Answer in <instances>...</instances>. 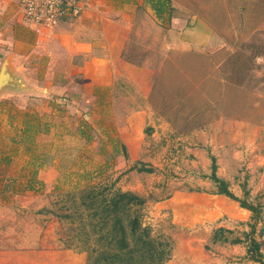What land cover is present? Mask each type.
<instances>
[{"label":"rangeland","instance_id":"rangeland-1","mask_svg":"<svg viewBox=\"0 0 264 264\" xmlns=\"http://www.w3.org/2000/svg\"><path fill=\"white\" fill-rule=\"evenodd\" d=\"M168 6L163 24L142 12L122 28L121 57L133 66L117 62L115 76L63 52L59 24L7 48L21 83L0 102V264H86L73 191L85 172L144 199L142 224L169 247L164 264H258L250 238L264 255V0ZM190 26L209 44L171 48ZM31 116L49 127L26 144L20 129ZM81 122L90 142L77 135ZM34 158L41 184L28 190ZM212 158L231 192L260 210L254 228L250 211L215 193ZM220 227L232 231L226 240L213 236Z\"/></svg>","mask_w":264,"mask_h":264},{"label":"trees","instance_id":"trees-1","mask_svg":"<svg viewBox=\"0 0 264 264\" xmlns=\"http://www.w3.org/2000/svg\"><path fill=\"white\" fill-rule=\"evenodd\" d=\"M147 4L160 17L168 13V0H145ZM27 116V115H26ZM40 121L35 116L25 118L20 129L21 141L33 144L34 136L40 131L47 132L48 124L40 128ZM90 126L81 122L77 127V135L90 142L92 137L87 133ZM27 141V142H25ZM29 141V142H28ZM29 150L28 146L26 148ZM34 158V169L27 180L25 189H34V184H41L35 177L37 169L43 165L42 161ZM5 163L9 157L3 158ZM211 180L217 185L215 193L223 194L232 200L238 201L240 206L252 213L254 223L260 218V210L249 204L245 199L236 197L228 188V182L216 175V166L212 158ZM73 186V191H78L79 219L78 233L82 235L81 245L87 253L86 264H164L169 257L168 244L151 235L150 228L141 222L140 208L144 199L132 191L111 189L104 184L91 182V176L85 172ZM246 193V192H245ZM72 217L73 214H66ZM231 230L217 228L213 236L215 240L224 239L223 233ZM232 242H240L235 238ZM260 243L254 238L249 239L247 253L249 258L258 264H264V255L260 251Z\"/></svg>","mask_w":264,"mask_h":264},{"label":"crops","instance_id":"crops-1","mask_svg":"<svg viewBox=\"0 0 264 264\" xmlns=\"http://www.w3.org/2000/svg\"><path fill=\"white\" fill-rule=\"evenodd\" d=\"M17 2L18 0H0V67L3 60L10 56L6 54L9 45L23 44L22 42L34 33L20 22ZM80 7L78 18L72 22L63 19L55 29L56 32H52L60 39L63 52L84 57V61L94 62L95 66L104 70L110 77L115 76L114 67L117 62L122 63L126 69L133 66L121 57L126 47L125 38L119 34L123 31L122 28L130 27L142 12L154 24H163L168 19L165 13L158 17L145 0H82ZM170 22L171 25L180 26L182 21L172 17ZM77 28L75 34L74 30ZM180 29L176 32L177 40L171 48L206 46L212 39L208 32L194 26ZM68 37L72 38L70 44L66 43ZM10 64L12 66V59ZM11 92L8 89L1 90L0 102L9 98Z\"/></svg>","mask_w":264,"mask_h":264},{"label":"built area","instance_id":"built-area-1","mask_svg":"<svg viewBox=\"0 0 264 264\" xmlns=\"http://www.w3.org/2000/svg\"><path fill=\"white\" fill-rule=\"evenodd\" d=\"M21 22L27 28L39 31L41 27H55L63 19L76 16L80 0H21Z\"/></svg>","mask_w":264,"mask_h":264},{"label":"water","instance_id":"water-1","mask_svg":"<svg viewBox=\"0 0 264 264\" xmlns=\"http://www.w3.org/2000/svg\"><path fill=\"white\" fill-rule=\"evenodd\" d=\"M11 58L7 57L3 60L0 67V91L4 89L15 90L17 85L21 83V79L13 72L10 64Z\"/></svg>","mask_w":264,"mask_h":264}]
</instances>
